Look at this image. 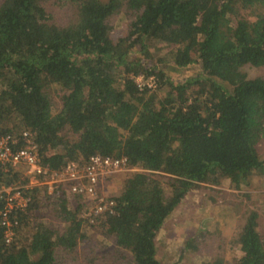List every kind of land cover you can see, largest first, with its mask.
Segmentation results:
<instances>
[{
  "label": "trees",
  "instance_id": "1",
  "mask_svg": "<svg viewBox=\"0 0 264 264\" xmlns=\"http://www.w3.org/2000/svg\"><path fill=\"white\" fill-rule=\"evenodd\" d=\"M246 66L264 72V0H0V136L20 149L27 133L49 173L95 155L135 170L98 216L65 186L25 189L10 244L0 228V264H75L85 227L126 264H161L159 236L193 190L241 191L264 175V75ZM140 76L155 87L140 90ZM24 169L0 171V187L27 186ZM233 244L235 264H264L256 211ZM196 245L186 240L173 264ZM199 264L232 263L219 253Z\"/></svg>",
  "mask_w": 264,
  "mask_h": 264
},
{
  "label": "rangeland",
  "instance_id": "2",
  "mask_svg": "<svg viewBox=\"0 0 264 264\" xmlns=\"http://www.w3.org/2000/svg\"><path fill=\"white\" fill-rule=\"evenodd\" d=\"M58 18L61 12L57 8L51 9ZM122 29L117 30L121 33ZM159 52V51H158ZM196 67H188L185 71H172V79L182 82L184 78L193 76ZM244 71L249 78L263 76V69L246 66ZM260 150L264 152V144ZM22 169V168H21ZM25 174L26 173V169ZM123 171L102 181L98 189L99 202L106 201L112 196L119 195L122 189V182L125 174ZM28 175V174H27ZM34 187V186H32ZM208 187V186H206ZM54 187L48 188V192ZM220 193L216 194L207 190L195 189L191 192L175 213L167 221L158 240L157 257L161 264L178 263L182 245L186 240L192 241L197 249L191 250L183 257L179 264H199L205 259L216 257L222 253L227 262L235 264L240 256V252L235 245L234 238L239 232L240 226L244 222L246 213L254 210L260 218V226L264 227V175L256 176L252 179L249 188L235 191L224 184L214 188ZM210 195L216 197L215 205L209 203ZM248 195V197L243 196ZM78 198L70 196V202H77ZM85 202V207L91 210L96 204L90 199ZM224 203L226 206H220ZM238 205L237 209L227 207L229 204ZM46 221L56 224V220L51 215L46 214ZM87 231L86 240L75 251L77 260L75 264H126L130 255H117V249L110 240H104L96 232L85 227ZM121 256V257H117ZM68 257L66 261L71 262Z\"/></svg>",
  "mask_w": 264,
  "mask_h": 264
},
{
  "label": "built area",
  "instance_id": "3",
  "mask_svg": "<svg viewBox=\"0 0 264 264\" xmlns=\"http://www.w3.org/2000/svg\"><path fill=\"white\" fill-rule=\"evenodd\" d=\"M135 82L140 90L155 87L152 78L144 80L140 76ZM23 137L24 146L15 149V143L10 136H0V171L5 173L11 168L23 166L29 176L27 186L0 187V194H4V204L0 212V228L3 230L5 244H10L15 236V230L19 224L17 213L24 212L30 204V197L25 193V189L32 188V186L47 188L65 186L74 197L91 199L97 195L104 179L123 171H135L127 166L125 158H102L95 155L83 165L71 162L61 172L49 173L40 164L37 145L27 133H24ZM113 207L112 200L101 201L96 203L90 212L95 216L105 212L113 213ZM89 222L92 223V219Z\"/></svg>",
  "mask_w": 264,
  "mask_h": 264
}]
</instances>
